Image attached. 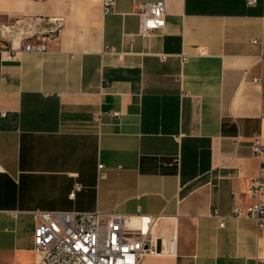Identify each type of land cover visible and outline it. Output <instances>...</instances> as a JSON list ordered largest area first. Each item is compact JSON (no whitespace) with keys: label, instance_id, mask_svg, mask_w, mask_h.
I'll return each mask as SVG.
<instances>
[{"label":"crops","instance_id":"obj_1","mask_svg":"<svg viewBox=\"0 0 264 264\" xmlns=\"http://www.w3.org/2000/svg\"><path fill=\"white\" fill-rule=\"evenodd\" d=\"M158 1L0 0V264H39L33 211L98 209L154 219L141 264H264V228L232 216L262 167L264 0H163L143 36Z\"/></svg>","mask_w":264,"mask_h":264},{"label":"built area","instance_id":"obj_2","mask_svg":"<svg viewBox=\"0 0 264 264\" xmlns=\"http://www.w3.org/2000/svg\"><path fill=\"white\" fill-rule=\"evenodd\" d=\"M93 1L103 6L105 15L116 12V0ZM247 2L254 6L258 0ZM137 14L140 18V34L143 36L166 26L167 9L163 0L140 6ZM60 26L50 34L25 38L23 52H48L50 42ZM1 54L2 57L7 54L6 59L13 60L17 55L16 47L11 45ZM186 62L187 57L183 56V63ZM258 81L260 79L255 80ZM1 116L7 115L2 113ZM253 153L262 162L260 171L250 181L246 191V196L253 203L245 207L236 206L232 216L252 219L261 229L264 228V143L259 136L255 138ZM170 165H180V158L173 159ZM99 176L100 179L107 176L102 164L99 165ZM76 189H80V186L77 185ZM32 215L36 222L34 252L39 264H141L146 256L158 254L157 240L150 231L154 219L150 216H128L100 209L93 212L36 210ZM213 216L220 219V227H225L226 217L217 211Z\"/></svg>","mask_w":264,"mask_h":264},{"label":"water","instance_id":"obj_3","mask_svg":"<svg viewBox=\"0 0 264 264\" xmlns=\"http://www.w3.org/2000/svg\"><path fill=\"white\" fill-rule=\"evenodd\" d=\"M159 250H160V246H159Z\"/></svg>","mask_w":264,"mask_h":264},{"label":"bare ground","instance_id":"obj_4","mask_svg":"<svg viewBox=\"0 0 264 264\" xmlns=\"http://www.w3.org/2000/svg\"><path fill=\"white\" fill-rule=\"evenodd\" d=\"M160 241V240H159Z\"/></svg>","mask_w":264,"mask_h":264}]
</instances>
